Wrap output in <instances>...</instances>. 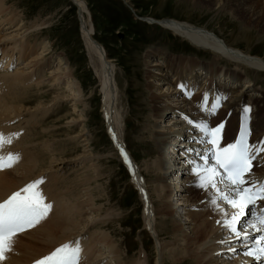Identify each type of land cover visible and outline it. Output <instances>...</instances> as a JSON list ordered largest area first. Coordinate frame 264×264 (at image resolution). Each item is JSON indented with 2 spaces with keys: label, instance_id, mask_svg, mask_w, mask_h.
<instances>
[{
  "label": "bare ground",
  "instance_id": "obj_1",
  "mask_svg": "<svg viewBox=\"0 0 264 264\" xmlns=\"http://www.w3.org/2000/svg\"><path fill=\"white\" fill-rule=\"evenodd\" d=\"M120 1L125 2V0ZM194 1L201 6L228 10L239 22L249 27L259 28L260 32L264 33V0ZM75 2L79 10L80 35L87 50L88 65L100 86L101 113L106 131L112 146L131 175L132 185L142 202L144 229L155 241L154 250L157 260L154 263L163 264L167 251H170L169 262L172 264H179L186 261L185 259L189 261V264H257L251 257L243 254L245 249L241 242L238 245H236L237 240L232 242L231 247L236 249L235 252L228 251L227 245L218 243L224 236V230L216 223L222 218L221 215L215 212L207 202L211 190L205 192L193 186L190 168L185 165L187 161L184 158L187 155L185 149L189 146L197 147V145L192 141L194 130L184 117L195 122L209 116L197 108L198 102L209 90L212 95V99L208 100L209 107L215 97L221 98L220 102H224L222 99L227 95L226 90L216 85L220 78H224V81L233 80L229 89L241 82L236 73H230V71L222 72L223 74L217 73V64L228 62L235 68L264 75V59L235 49L219 35L209 32L210 30L198 28L192 23L174 19H147L150 25L160 26L187 42L190 47L210 53L212 62L208 63L205 71L208 81L202 85L198 84L200 83L198 73L205 68L194 60L191 61V58L189 60L181 57L171 58L163 51L153 48L145 53L144 64L148 70L145 69L143 77L144 90L140 91L138 77L135 79L134 88L138 89V96L142 97L144 92L149 94L144 97L139 114L146 113L147 117H144V121L141 122H145L144 134L155 146L156 160L151 164L154 179L152 181V178L146 179L144 169L142 175L145 179H143L124 140L126 114L121 104L115 68L107 59L103 48L99 45L102 53L94 44L96 42L93 40L91 26L83 15L86 11L85 6L79 1ZM5 3V0H0V59L2 61L0 63L4 66V68L1 66L0 71V134L5 141L10 139L11 143L5 142L0 145V156L6 157L12 153L18 159L15 161L17 164L13 163L14 168L12 165L0 170V200L11 192H19L34 181L41 180L42 182L36 185L35 190L42 195L44 202L50 205V208L47 215L33 228L30 227L14 236L11 251L6 252L0 264H33L60 245L64 243L74 245L77 240L81 249L78 264H121L123 260L120 261L119 251L121 250L118 251V247L114 246L115 243L111 242L110 237L99 230L110 222L109 215H112V212L104 213L99 207L94 206L95 198L92 197V193L93 191L99 193V188L87 186L92 180L95 182L100 175L96 165L97 156H92L90 152L92 146L90 136L87 129L82 127L83 113L76 109L78 104L84 103L81 102L83 100H81L79 83L72 79L70 68L62 58H56L55 64L52 63V58H45L49 48L44 41L33 46L29 45L30 38L34 36L27 34L30 32L28 30L32 32L38 25L27 29L22 19L13 14ZM43 73H45L44 76H42ZM178 84H184L188 89L190 87V90L198 87L197 91L201 90V93L198 92L196 96L189 99L177 87ZM255 84L256 80L251 86L250 84L244 86L241 93L247 94L255 88ZM42 90H48L52 92V95L46 96L50 93H47L48 91L42 93ZM239 96L237 93L233 94L228 101L221 103L225 107L217 112L216 118L215 116L211 119L204 118L213 128L223 124L220 147H226L227 144L232 143L240 132L242 119L244 122L249 119L248 112L245 113V108L242 106L244 99H240ZM46 97L49 98L47 102L44 100ZM124 99L127 107L133 102L128 100L127 95ZM29 102L34 103H30L32 106H29ZM59 104H68L69 108H73L71 111L73 115L79 112V115L66 119L65 124L68 127H78L76 136L69 139L81 146L82 154L73 158L71 164H80L82 168V165L88 163L86 176H90L86 177L87 179L80 176L69 182L67 179L70 178L62 177L63 170L70 164L61 157L64 150L60 151L59 147H56V142L47 141L49 137L53 139L50 133L54 129L53 124L48 126L44 123V119L54 114L53 110L60 106ZM257 104V99L252 100L251 106L256 107L255 123L250 122L251 126L246 124L248 131L252 132L248 136V141L254 145L264 140V102L261 107ZM142 107H145V110ZM198 112H201L203 116ZM194 114L198 115L194 116ZM43 134L46 136L44 137ZM175 136L177 139L186 140L181 148L171 143ZM69 139L67 141H70ZM121 148L127 155L129 163H125L124 157L121 156ZM255 159L256 162L258 159L264 161V155L256 156ZM178 162L182 165L179 166ZM256 162L252 164L249 177L261 179L264 177V164L259 166L258 162L254 164ZM185 169L187 174L183 173ZM92 175L93 179H91ZM173 197H178L175 199L176 203L172 201ZM158 203L159 207L156 208ZM220 206L229 213L233 211L223 202ZM180 215L185 217L178 218ZM250 218V211L246 210L238 228H243L244 223ZM162 232L171 234L175 239L178 238L176 240L182 244L179 245L177 242L175 244L177 248H175L174 244L172 246V243L164 242L161 237L164 234ZM252 235H258V233ZM83 245H85L84 250ZM131 264H149L148 254L139 255V258Z\"/></svg>",
  "mask_w": 264,
  "mask_h": 264
},
{
  "label": "rangeland",
  "instance_id": "obj_2",
  "mask_svg": "<svg viewBox=\"0 0 264 264\" xmlns=\"http://www.w3.org/2000/svg\"><path fill=\"white\" fill-rule=\"evenodd\" d=\"M75 1H79L85 6L86 11L83 15H85L87 22L91 26L93 40L103 48L107 59L112 62L111 64L115 68L116 79L119 83L121 104L126 114L124 140L127 150L134 158L143 179L145 177L146 179L147 177L148 179L152 178L151 181L154 179L151 164L156 160L155 146L148 139L147 135L144 134L143 124L145 122H141L142 120L144 121V117H147L146 113L141 114L140 112L141 115L139 114V109L141 110L143 100H145L144 97H147L149 94L144 92V94L142 93V97L138 96V89L134 88L135 79L138 77L140 79V91L144 90L145 80L143 77L145 69H147L144 64L145 53L153 48L163 51L171 58L181 57L184 60L191 58V61L194 60L202 68H205L202 72L198 73L200 79V83L198 84L202 85L208 81V75L205 74V71L207 70L208 63L212 62L210 53L190 47L187 42L180 40L160 26L156 24L150 25L147 19H174L192 23V25L198 28L210 30L209 32L219 35L231 47L249 53L251 56L264 59V33H261L259 28L249 27L239 22L228 10H219L216 7L211 8V6H201L196 4L194 0H125L127 2L126 4L120 0ZM5 2L6 7L18 18L22 19L27 29L30 26L38 25L37 28L35 26L32 32L28 30L30 32L27 34L34 36L30 38L29 45L33 46V44L44 41V44L49 48L45 58H52V63L54 64L57 61L56 58H62L70 68L72 79L79 83L82 94L81 100H83L81 102L84 103H82L83 105L78 104L76 109L83 113L84 121L82 127L87 129L86 131L90 136L92 145L90 152L92 156H97L96 165L98 166L100 175L95 182L92 180L87 186L90 185L91 188H99V193L94 191L92 193V197L95 198L94 206L99 207L104 213L112 212V215H109L110 222L99 228L100 232L108 235L111 242L113 244L115 243L114 246L116 248L118 247L117 250H121L119 251L121 254L120 261L123 259L121 264H131V262H135L139 258V255L144 254L145 256L146 253L148 254L149 264H155L154 262L157 260L154 250L155 241L144 229L142 202L140 201L137 190L132 185L131 175L112 146V142L106 131L101 113L102 98L100 95V86L93 70L88 65L87 50L80 35L79 17L75 5L72 4L71 0H5ZM0 62H2L1 59ZM0 64L1 71L4 66L3 63ZM216 68H218L217 73L223 74L222 72L228 71L229 73L230 71V73L239 75L241 82L232 89H229L233 81L232 79L224 81V78H220V81L216 82V85H218V88L226 90L227 95L225 94V98L222 99L224 102L228 101L230 96L236 93L240 95V99H244V105L242 106L249 109L247 115L249 119L245 124H250L251 126L255 123L254 114L256 111V107L251 106L252 100L257 99V106L259 107L264 102V75H257L251 71L247 72L241 68H235V66L233 67L228 62L217 64ZM6 70L8 69L6 68ZM255 80L256 84L254 89L247 94L241 93L244 86L246 87L248 84L251 86ZM197 89L198 87L190 90L189 87L192 93L191 98L196 96L198 92L201 93V90L197 91ZM47 91L42 90V93H46ZM47 93H50V91ZM51 93L46 96H51ZM206 94L208 95V100H211V91L209 90ZM126 95L129 101H133L131 104L129 103L130 107L126 106L124 99ZM44 100L47 102L49 98L46 97ZM224 102L219 103L215 115L202 117V119H211L214 116L216 118L217 112L224 109L225 106L221 105ZM30 103L32 104L34 102H29V106H32ZM59 105L54 108V114L48 116V119H44V123L48 124V126L53 124L52 128L54 129L52 130L54 134L52 132L50 133L53 139L49 137L50 139L47 138V141L51 140L56 142V147H59L58 149L60 151L64 150L61 156L62 159L70 164L63 170V176L60 175V178L64 176L68 177L70 179H67V181L71 182L76 177L82 176L86 178L90 175L86 176L88 173V163L84 164V166L82 165V168H80V164H71L73 158H76L82 153L80 150L81 146L77 145L75 141L71 142L70 140L76 136L78 127H68L65 122L71 116L75 117L79 115V112L73 115L71 112L73 108H69L68 104ZM144 108L142 107V109ZM236 109L238 110V107ZM198 113L202 115L201 112ZM172 117L178 118L175 116ZM39 133L42 136V133ZM250 133L252 132L250 131ZM43 136L45 137L46 135L43 134ZM68 139L70 141H67ZM176 140L177 143H175ZM76 142L78 143V141ZM184 142H186L185 139H177V136H175L172 138L171 143L177 145V148H181ZM262 155H264V152H261L257 156L260 157ZM57 158L59 157L57 156ZM184 158L188 159L189 157L186 155ZM254 162H256V159ZM257 162L259 166L264 164L262 159H258ZM257 162L254 164H257ZM178 163H180L179 166L182 165L181 162ZM15 164H12V168H14ZM185 165L188 164L186 163ZM143 169L146 174L145 177L142 175ZM77 172L80 173L78 174ZM183 173L187 174V169L183 170ZM91 179H93V175ZM173 182L175 183V181ZM58 197L60 199L59 194ZM176 198L178 197L172 198V201L175 203ZM158 207L159 203L156 208ZM182 215L178 218L185 217H182ZM162 233L161 237L164 242L172 243V246L173 244H177V242L179 245L182 244L176 240L178 238L175 239L171 234ZM239 242L237 240L236 245ZM175 246L177 248V245ZM84 248L85 245L82 246L83 250ZM169 252L167 251L164 257V263L162 262L163 264H172L169 262ZM185 260L187 262L183 261L179 264H189V261L187 259Z\"/></svg>",
  "mask_w": 264,
  "mask_h": 264
},
{
  "label": "snow or ice",
  "instance_id": "obj_3",
  "mask_svg": "<svg viewBox=\"0 0 264 264\" xmlns=\"http://www.w3.org/2000/svg\"><path fill=\"white\" fill-rule=\"evenodd\" d=\"M177 87L185 96L191 98L192 93L186 85L178 84ZM220 99L213 98L209 107L208 95L204 94L197 108L207 115H213ZM248 111V108L244 109L245 113ZM184 119L193 128L195 134L192 141L197 145L185 149L189 157L186 163L193 177V186L205 192L211 190L207 202L222 217L216 221L224 230V236L218 243L227 245L228 251L235 252L236 249L231 245L234 240H239L245 249V256L251 257L257 264H264V179H249L252 161L260 152H264V140L256 145L250 144L249 131L242 119L240 133L235 142L220 147L223 124L213 128L204 119L195 122L187 117ZM5 142L11 143V140L5 141L0 134V145ZM121 156L125 163H129L122 148ZM16 159L18 157L12 153L6 157L0 156V170L11 167ZM41 182L34 181L0 202V261L5 258L6 252L11 251L12 240L17 233L33 227L47 215L50 205L35 190L36 185ZM221 202L233 211L227 212L220 206ZM246 210L250 211L251 218L244 223L243 228H238ZM255 233L258 235H252ZM80 251L78 240L74 245L64 243L47 256L36 260L34 264H78Z\"/></svg>",
  "mask_w": 264,
  "mask_h": 264
},
{
  "label": "water",
  "instance_id": "obj_4",
  "mask_svg": "<svg viewBox=\"0 0 264 264\" xmlns=\"http://www.w3.org/2000/svg\"><path fill=\"white\" fill-rule=\"evenodd\" d=\"M71 2H72V4L75 5V7H76V9H77V15H78V14H79V10H78V7H77L76 2H75L74 0H71ZM94 44H95L96 48H97L98 50H101V52H102L101 47H100L97 43H94ZM102 53H103V52H102ZM103 56H104V54H103Z\"/></svg>",
  "mask_w": 264,
  "mask_h": 264
}]
</instances>
